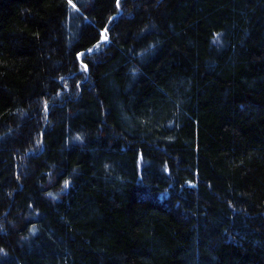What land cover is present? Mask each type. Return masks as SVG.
Masks as SVG:
<instances>
[{"label": "trees", "instance_id": "obj_1", "mask_svg": "<svg viewBox=\"0 0 264 264\" xmlns=\"http://www.w3.org/2000/svg\"><path fill=\"white\" fill-rule=\"evenodd\" d=\"M0 264H264V0H0Z\"/></svg>", "mask_w": 264, "mask_h": 264}, {"label": "snow or ice", "instance_id": "obj_2", "mask_svg": "<svg viewBox=\"0 0 264 264\" xmlns=\"http://www.w3.org/2000/svg\"><path fill=\"white\" fill-rule=\"evenodd\" d=\"M69 3L71 4V3H72V0H69ZM72 6L75 7V4H73ZM107 39H108V35H107V32H105V33L103 34V40H104V41H107ZM86 67H87V66H85V69H86Z\"/></svg>", "mask_w": 264, "mask_h": 264}]
</instances>
